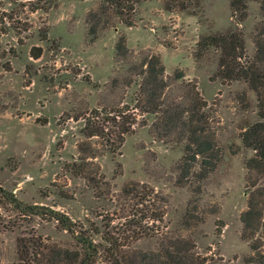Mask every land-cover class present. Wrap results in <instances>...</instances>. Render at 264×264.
<instances>
[{
    "label": "rangeland",
    "instance_id": "obj_1",
    "mask_svg": "<svg viewBox=\"0 0 264 264\" xmlns=\"http://www.w3.org/2000/svg\"><path fill=\"white\" fill-rule=\"evenodd\" d=\"M245 2L246 16L238 21L231 15L229 0H201V17L166 11L160 0H141L134 5L132 23L126 25L110 9H102L103 0H57L50 8L33 12L4 0L0 190L11 192L23 204L63 212L83 227L116 232L129 225L134 212L132 201L121 198L122 187L143 183L165 199L162 221L146 224L159 225L161 234L189 239L203 264H263L252 259L255 251L250 249L255 242L256 250L264 254L262 229L246 231L249 237L244 238L240 221L250 189L244 160L252 152L242 147L239 132L256 120L254 93L241 80L212 79L218 51L209 48L194 58L200 35L234 29L242 33L244 54L252 55L255 29L264 13L257 0ZM13 9L16 15L9 14ZM90 12L99 17L93 38L87 34ZM102 22H107L105 27ZM120 35L130 53L126 62L114 57ZM32 46L40 47L37 58L30 56ZM144 51L159 54L165 75L180 70L182 80L194 83L206 101L221 158L203 183L193 178L181 185L176 182L181 145L153 138L147 126L126 134L115 152L79 131L82 117L91 109L112 102L133 104L137 86L125 87L120 78ZM80 143L88 151H78ZM72 164L82 173H76ZM197 185L199 191H192ZM255 200L262 202L264 217V197ZM21 235H36L63 247L75 245L54 220L22 215L0 196V264H18L15 240ZM159 239L142 237L131 247L155 249Z\"/></svg>",
    "mask_w": 264,
    "mask_h": 264
},
{
    "label": "trees",
    "instance_id": "obj_2",
    "mask_svg": "<svg viewBox=\"0 0 264 264\" xmlns=\"http://www.w3.org/2000/svg\"><path fill=\"white\" fill-rule=\"evenodd\" d=\"M4 0H0V5ZM26 7L30 12L48 9L57 0H8ZM102 9H110L121 22L132 23L134 5L141 0H103ZM166 11H183L197 17L202 16L201 0H160ZM264 13V0H257ZM232 16L242 20L246 16L245 0H229ZM16 15L11 10L9 14ZM8 14L9 20L13 17ZM3 19V18H1ZM90 23L87 34L93 38L99 23L98 13H88ZM107 22H102L105 27ZM16 29H19L16 27ZM24 30V28H23ZM254 51L250 57L244 54L242 33L238 29L224 32H206L198 37L194 58L199 59L209 48L218 51L217 68L212 79L221 81L241 80L255 96L256 120L239 132L242 147L251 150L244 160L249 197L246 209L240 215L241 236L248 238L252 229L261 228L264 239V21H261L253 37ZM40 47L32 46L30 56L37 58ZM114 57L126 62L130 53L124 37L118 36L114 45ZM121 85L135 83L134 102L131 106L112 102L109 106L91 109L83 116L80 133L86 138H97L103 147L115 152L124 136L136 126H147L148 133L163 143L181 145L182 155L176 164V182L186 183L190 178L203 183L215 169L221 158V148L210 126L206 112V101L200 96L191 81H183L180 70L171 75L164 74L160 56L156 52L144 51L138 62L128 63L122 75ZM112 87L117 85L113 78ZM149 118L151 120L149 121ZM85 143L78 145V151H88ZM76 173L82 170L72 164ZM200 185L192 191H199ZM0 196L18 209L22 215H35L54 220L56 226L66 231L75 241L74 247H63L36 235H21L15 240V257L18 264H203L204 258L193 251V243L183 237H172L160 233L159 225L154 228L146 223L161 222L165 199L147 185L129 182L121 189V198L132 201L134 212L129 225L116 232L104 228L83 227L58 210L37 204H23L11 192L0 190ZM145 223V224H144ZM248 231V233L246 232ZM159 236L155 249L139 250L131 244L142 237ZM255 242L250 249L255 251L252 259L264 264V254L256 250Z\"/></svg>",
    "mask_w": 264,
    "mask_h": 264
}]
</instances>
